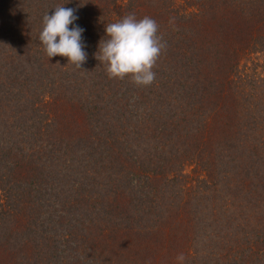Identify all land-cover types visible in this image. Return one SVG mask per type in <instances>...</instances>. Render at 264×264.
<instances>
[{"label": "trees", "instance_id": "obj_1", "mask_svg": "<svg viewBox=\"0 0 264 264\" xmlns=\"http://www.w3.org/2000/svg\"><path fill=\"white\" fill-rule=\"evenodd\" d=\"M75 9L82 68L42 18ZM166 50L110 79L105 26ZM264 264V0H0V264Z\"/></svg>", "mask_w": 264, "mask_h": 264}, {"label": "clouds", "instance_id": "obj_2", "mask_svg": "<svg viewBox=\"0 0 264 264\" xmlns=\"http://www.w3.org/2000/svg\"><path fill=\"white\" fill-rule=\"evenodd\" d=\"M55 11L42 18L39 41L50 58L62 56L77 68L86 62L87 53L82 43L84 29L78 25L71 27L78 19L75 9L63 6L54 7ZM106 37L98 45L95 58L104 64L110 79L130 78L137 86H150L155 82L153 70L160 56L166 50V41L159 32L158 22L150 17L137 18L130 13L120 20L107 23ZM176 260L183 264V253Z\"/></svg>", "mask_w": 264, "mask_h": 264}]
</instances>
